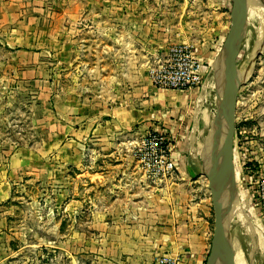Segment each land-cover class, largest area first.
<instances>
[{
    "label": "rangeland",
    "instance_id": "rangeland-1",
    "mask_svg": "<svg viewBox=\"0 0 264 264\" xmlns=\"http://www.w3.org/2000/svg\"><path fill=\"white\" fill-rule=\"evenodd\" d=\"M65 1L0 0V174L9 190V198L0 203V264H117L119 247L113 238L119 236L120 226L115 209L124 190L117 181L134 171L131 150L136 141L131 143L128 135L134 131L128 130V125L99 117L103 108L116 104L99 101L97 85H82L86 73L81 68L74 72L73 80L69 63L79 62L82 56L81 52L71 53L68 36L77 34L74 37L80 48L84 43L81 32L88 27L81 22L75 26L66 23ZM180 1L186 6L175 4L170 11L179 12L175 23L182 21L186 44L198 48L204 34L209 43L218 30L227 34L231 0ZM252 7L256 20L249 35L250 51L241 44L236 62L241 85L235 113L233 173L236 169L239 178H231L224 192L232 191L239 197L242 191L244 195L226 217L233 254L242 255L246 264H264V0H253ZM73 14L80 16L81 11ZM100 27L98 30L112 28ZM202 30L203 35L199 33ZM213 55L203 87L188 92L192 97L188 117L194 128L186 133V150L179 157L185 167L206 153L207 161L203 160L211 170L224 146L218 145V124L220 104L227 95H223V82L213 74L225 81L228 78L226 70L216 68L219 55ZM209 79L215 81V89L207 92ZM88 116L91 119L81 130ZM214 125L216 134L211 133ZM121 161L124 167L116 165ZM175 183L173 188L167 184L166 202L170 208L206 204L207 210L199 207L198 215L207 221L213 240L211 179L206 178L204 184L193 178ZM229 219L235 220L236 231L229 228ZM163 227L179 239V251L188 233L199 234L201 230L197 224L194 230L189 224Z\"/></svg>",
    "mask_w": 264,
    "mask_h": 264
},
{
    "label": "crops",
    "instance_id": "crops-1",
    "mask_svg": "<svg viewBox=\"0 0 264 264\" xmlns=\"http://www.w3.org/2000/svg\"><path fill=\"white\" fill-rule=\"evenodd\" d=\"M175 4L178 8L186 6L185 1L180 0H66L64 4L67 24L75 26L81 22L83 27H88L87 31L81 32V40L84 43L80 48L77 45L78 38L74 37L77 34L72 33L71 37L68 36L71 40V53L81 52L82 56L79 62L72 60L69 63L73 70V80L74 72L81 68L82 72L86 73L82 78V85L85 87L97 85L99 88L97 99L101 102L111 100L116 104L103 108L102 116L99 117H111L115 124L128 125V130L134 131L128 135L131 143L133 139L137 143V140L151 131H160L171 136L174 146L172 156L178 162L176 172L162 182L151 183L146 180L134 158L132 160L134 171L119 177L117 182L122 183L124 190L120 196L121 204L115 209L116 215L119 216L116 217V223L120 226L119 236L113 238L119 247L115 254L117 264H155L157 258L163 255L172 256L177 264H221L217 249L213 248L212 235L206 227L207 221L198 215V209L207 210L206 204L199 206V203H195L196 207L186 205L170 208V203L166 202L169 199L165 197L169 184L170 188H173L177 180L192 178L204 184V180L213 169L212 167L210 170V164L208 162L205 164L203 160L205 157L207 161L206 153L202 159L194 160L186 167L179 158L186 150L188 140H185V135L190 127L194 128L193 120L188 117L192 99L190 93L156 89L148 76L149 68L165 57L169 46L187 43L182 21L175 23L177 18L180 19L179 12L177 11L176 15L170 11V7ZM75 11H81L80 16L74 15ZM102 16L106 20H103ZM102 25L112 28L98 30ZM223 27L219 29H224ZM199 33L203 35L205 32ZM225 36L224 30H218L217 36L210 43L205 34L200 36L201 41L197 44L200 50L193 48L205 64L210 65V62L212 64L213 57L210 56L212 54L220 57V48ZM87 96L90 97V94ZM90 119L91 117H86L81 130L87 127L86 123ZM81 121L84 122L85 119L81 118ZM74 123L76 122L71 123L72 126ZM216 129L214 125L211 133L216 134ZM123 134L127 135L126 132ZM215 137L209 145L211 150L215 146ZM198 145L196 144L202 151L203 147ZM212 157L213 155L210 156ZM116 165L124 167L125 162H116ZM232 178L234 179V176ZM4 184L6 181L2 173L0 203L9 198V190ZM228 185L229 183H225L223 186L222 195L227 214L231 211L234 201L236 207L240 200L237 194L231 198L225 195L224 190ZM174 199L177 198H173V201ZM228 199H232L230 208L225 203ZM162 203L164 204L159 206ZM235 207L233 206L234 209ZM188 224L191 230H194L193 226L196 224L201 226V230H198L199 234L188 233L185 237L187 241L185 238L182 239L183 250L179 251L178 246L181 245L179 239L175 234L170 235L167 232L169 230L165 231L166 228L163 226Z\"/></svg>",
    "mask_w": 264,
    "mask_h": 264
},
{
    "label": "water",
    "instance_id": "water-1",
    "mask_svg": "<svg viewBox=\"0 0 264 264\" xmlns=\"http://www.w3.org/2000/svg\"><path fill=\"white\" fill-rule=\"evenodd\" d=\"M246 9V0H231L229 10L230 27L220 48L219 64L217 65V67L223 68V71L226 70L224 72L228 78L225 81L221 75L217 77V81L223 82V95L224 92L227 95L225 102L222 101V104H220V119L218 124L220 137H222L221 143H224V146L208 178L211 179L209 192L214 216L212 244L213 248L217 249L222 264H232L233 262V251L226 219L228 215L224 210L222 195L223 186L225 183H229L233 177L235 113L238 91L241 85L236 63L237 49L240 48L239 44L246 22ZM231 192L227 194L228 197L232 196Z\"/></svg>",
    "mask_w": 264,
    "mask_h": 264
},
{
    "label": "built area",
    "instance_id": "built-area-1",
    "mask_svg": "<svg viewBox=\"0 0 264 264\" xmlns=\"http://www.w3.org/2000/svg\"><path fill=\"white\" fill-rule=\"evenodd\" d=\"M208 67L193 46L173 44L165 57L149 68L148 76L156 89L190 92L203 87ZM173 148L171 136L160 131L148 132L133 146L134 160L146 180L162 182L176 172L178 162L172 156ZM155 264H177V261L164 255Z\"/></svg>",
    "mask_w": 264,
    "mask_h": 264
},
{
    "label": "bare ground",
    "instance_id": "bare-ground-1",
    "mask_svg": "<svg viewBox=\"0 0 264 264\" xmlns=\"http://www.w3.org/2000/svg\"><path fill=\"white\" fill-rule=\"evenodd\" d=\"M246 5H247V9H246V22H245V26H244V30H243V34L241 36V40H240V44H242V46H244L245 48V51L246 52H249L250 51V47H251V42L249 40V35H250V30L253 32V26L255 24V20H256V12L254 10V8L252 7L253 5V0H246ZM259 17V16H258ZM259 23V22H258ZM217 70H219L220 67H216ZM216 70V71H217ZM214 72V71H213ZM215 75V78H217L218 75H216L215 73L213 74ZM212 75V76H213ZM218 80V79H217ZM206 89H207V92L208 90L209 91H212L213 89H215V81H213L212 79H209L207 81V86H206ZM204 96V95H203ZM211 99V98H210ZM211 108V107H210ZM210 110V109H209ZM215 110V109H214ZM211 111V110H210ZM207 115V114H206ZM212 117V116H211ZM205 124V123H204ZM200 131V130H199ZM204 131V130H203ZM206 132V131H205ZM197 141V140H196ZM222 141V137H220L219 139V143L218 145L221 143ZM201 146V145H200ZM199 148V147H198ZM235 167V166H234ZM233 176H234V181H237V179L239 178V173L238 171L235 169L234 173H233ZM239 192V191H238ZM242 191H240V194H239V199L242 200L244 195L243 193H241ZM231 198V196H229ZM243 201V200H242ZM226 203V206L228 208H230V206L232 205V199H228ZM234 204H235V201H234ZM233 204V205H234ZM232 205V207H233ZM231 209V208H230ZM231 217V216H230ZM231 219V218H230ZM229 219V228H231L232 230L236 231L239 227L237 226L235 220L232 221ZM257 227V226H256ZM260 230V229H259ZM258 230V231H259ZM249 231V230H248ZM258 241V244L260 246V238L257 239ZM241 243V242H240ZM246 244V243H245ZM259 248V247H258ZM239 250V249H238ZM235 252V251H234ZM240 252V251H239ZM236 253V252H235ZM241 253V252H240ZM248 253V252H247ZM244 257L240 254H233V262L232 264H246V261H244Z\"/></svg>",
    "mask_w": 264,
    "mask_h": 264
}]
</instances>
